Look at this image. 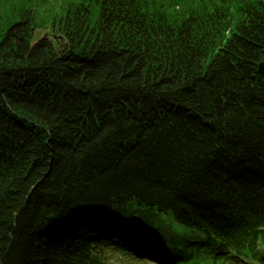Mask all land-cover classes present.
<instances>
[{
  "label": "trees",
  "instance_id": "1",
  "mask_svg": "<svg viewBox=\"0 0 264 264\" xmlns=\"http://www.w3.org/2000/svg\"><path fill=\"white\" fill-rule=\"evenodd\" d=\"M263 58L264 0H0V264L264 257Z\"/></svg>",
  "mask_w": 264,
  "mask_h": 264
},
{
  "label": "rangeland",
  "instance_id": "2",
  "mask_svg": "<svg viewBox=\"0 0 264 264\" xmlns=\"http://www.w3.org/2000/svg\"><path fill=\"white\" fill-rule=\"evenodd\" d=\"M40 35L43 36V37H46L47 35H48L49 37H54V36H55V34H54L52 31L43 32V33H41ZM40 35H39V36H40ZM43 37H41V39H42ZM165 223L171 228V230H174L175 232H178V233H180V234H183L182 226L179 225L177 222H175V221H173L172 219L168 218V219H166ZM117 257H118V260H112V261H111V264H127V260H126V263L123 262V260H125L124 257H120V256H118V255H117ZM127 259H128V260H131L130 257H128ZM134 264H135V263H134Z\"/></svg>",
  "mask_w": 264,
  "mask_h": 264
},
{
  "label": "water",
  "instance_id": "3",
  "mask_svg": "<svg viewBox=\"0 0 264 264\" xmlns=\"http://www.w3.org/2000/svg\"><path fill=\"white\" fill-rule=\"evenodd\" d=\"M259 73L264 76V59L260 62L258 66Z\"/></svg>",
  "mask_w": 264,
  "mask_h": 264
}]
</instances>
